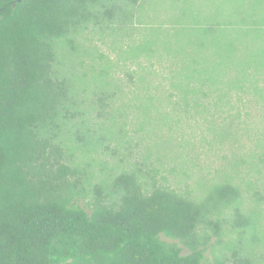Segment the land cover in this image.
<instances>
[{
	"label": "trees",
	"instance_id": "1",
	"mask_svg": "<svg viewBox=\"0 0 264 264\" xmlns=\"http://www.w3.org/2000/svg\"><path fill=\"white\" fill-rule=\"evenodd\" d=\"M142 1L162 2L0 0V264H259L242 248L255 224L239 188L198 198L137 163L105 172L95 157L101 138L88 125L111 129L121 87L97 75L89 102L72 57L86 32L121 30ZM172 2L189 23L156 34L176 62L167 99L223 123L264 112V0Z\"/></svg>",
	"mask_w": 264,
	"mask_h": 264
},
{
	"label": "rangeland",
	"instance_id": "2",
	"mask_svg": "<svg viewBox=\"0 0 264 264\" xmlns=\"http://www.w3.org/2000/svg\"><path fill=\"white\" fill-rule=\"evenodd\" d=\"M160 1L157 7L142 1L133 21L121 30L86 32L72 57L70 71L77 82L86 78L82 81L86 89L83 97L89 102L97 75L121 87L111 129L106 131L93 119V126L88 125L101 138L95 157L104 160L105 172L114 163L125 168L137 163L144 172L155 171L157 181L164 177L173 188L198 198L215 185L230 183L239 188L241 213L255 224L243 237L242 248L260 264L264 261V163L258 162L257 154L264 153V112L250 106L248 117L243 111L235 117L224 115L223 123L220 116L210 119L205 114L184 112L177 96L167 99L165 92H173L170 83L176 62L157 48L160 41L156 34L166 30L171 35L189 23L182 12L183 2L172 1L210 0ZM147 43L152 44L151 52H144ZM144 74L149 77L142 82ZM111 89L109 85L107 91ZM147 96L152 98L151 105L145 102ZM229 123L232 134L219 140L216 132ZM91 164L97 171V163ZM235 238L232 233L224 242L233 243Z\"/></svg>",
	"mask_w": 264,
	"mask_h": 264
}]
</instances>
